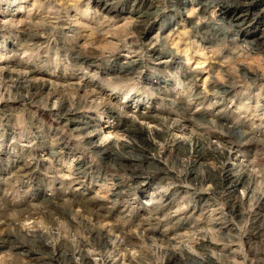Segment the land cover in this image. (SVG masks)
<instances>
[{
  "label": "rangeland",
  "instance_id": "1",
  "mask_svg": "<svg viewBox=\"0 0 264 264\" xmlns=\"http://www.w3.org/2000/svg\"><path fill=\"white\" fill-rule=\"evenodd\" d=\"M97 1L0 0V264H264V2Z\"/></svg>",
  "mask_w": 264,
  "mask_h": 264
},
{
  "label": "bare ground",
  "instance_id": "2",
  "mask_svg": "<svg viewBox=\"0 0 264 264\" xmlns=\"http://www.w3.org/2000/svg\"><path fill=\"white\" fill-rule=\"evenodd\" d=\"M231 1V0H230ZM233 2H239V1H243V4H242V6H241V8H239L237 5H232L231 3H229V2H227L226 1V3H224L223 4V6L221 7V10H223L222 11V13L224 14V15H226V16H230L231 17V19L233 18L234 20H236V21H238L239 23H240V25H241V27H240V30L241 31H243L244 32V27H242L243 25H246V24H248V25H251V21H250V19H249V15L251 14V12L253 11V9H255V8H257L258 6H259V4L260 3H262V2H264V0H232ZM142 2V1H141ZM96 5H99V6H101V7H104L105 8V10H107L109 13L110 12H112V11H114V9H115V7L112 5V4H110L109 2H108V0L106 1V0H100V1H97L96 3H95ZM149 5H150V3H148ZM153 4V3H152ZM210 5V4H209ZM212 5V4H211ZM151 7V6H150ZM158 7V6H157ZM264 7V6H263ZM262 7V8H263ZM201 12V11H200ZM141 13V12H140ZM148 13H150V12H148ZM147 13V14H148ZM152 13V12H151ZM154 13V12H153ZM143 14H145V13H143ZM142 16H144V15H142ZM148 16V15H147ZM154 16V15H153ZM261 16V21H260V18H258L259 19V22H261L262 24L264 23V12L260 15ZM222 17V16H221ZM146 18H149V16L148 17H145L144 16V22H146ZM230 19V18H229ZM142 21V22H143ZM152 21V20H151ZM193 22V21H192ZM196 22V21H195ZM198 23V22H197ZM238 23V24H239ZM136 25V24H135ZM26 28V27H25ZM139 28V27H138ZM145 28V27H144ZM264 29V28H263ZM139 30V29H138ZM31 31V30H30ZM144 32H143V34H146V32L147 31H145V30H143ZM28 35H30V36H32V37H36L37 36V34L35 33V32H29L28 31ZM27 35V34H26ZM206 35V34H205ZM166 36V35H165ZM253 36V41L256 43V45H258V46H264V34H255V35H252ZM38 37V36H37ZM161 37V36H160ZM186 39V38H185ZM242 42V41H241ZM251 42V41H250ZM174 43V42H173ZM185 44V43H184ZM188 44V43H187ZM186 44V46H185V51L186 52H188L189 51V47H188V45ZM248 44V43H247ZM204 47V46H203ZM157 48V47H156ZM172 48V47H171ZM193 48H195V47H193ZM184 50V49H183ZM159 51V50H158ZM184 51V52H185ZM187 54H189V52L187 53ZM161 59V58H160ZM245 62V61H244ZM89 63V62H88ZM128 64V63H127ZM126 64V65H127ZM131 64V63H130ZM141 64V63H140ZM124 65V64H123ZM129 67H130V65H128ZM136 67V66H135ZM132 68H133V66H132ZM84 69V68H83ZM125 71H127V69L125 70ZM128 72V71H127ZM125 73V72H124ZM123 73V74H124ZM121 73H117L116 74V78L118 79V80H120V79H122L124 76L123 75H120ZM190 74V73H189ZM31 75V74H30ZM24 80V79H23ZM80 81V80H79ZM88 81V80H87ZM17 82V81H16ZM33 83H34V85L36 86V84L38 85L39 84V82H38V78H33V81H32ZM48 84V83H47ZM75 84H76V82H75ZM16 85V84H15ZM18 87V86H17ZM79 89V88H78ZM109 112H111V113H113L114 112V109H113V107H110L109 108ZM148 115V114H147ZM147 115H143V118H147ZM202 115V114H201ZM149 118V117H148ZM76 119V118H75ZM148 126V125H147ZM92 128V127H91ZM126 130H127V132L131 135V136H135V137H137V138H141V139H143V140H147V141H149L150 140V135L152 134V130L151 129H146V128H144V127H142L141 125H138L137 123L135 124V123H132L131 122V124H129V125H127L126 126ZM153 134L155 135V136H159V137H162L164 134L162 133V131H160V130H158V129H154V131H153ZM157 139V138H156ZM174 139V138H173ZM151 141V140H150ZM177 146H178V149L179 148H181L182 150H185L186 148H188L187 146L188 145H186L184 142H182V141H180V142H178V144H176ZM203 146V145H202ZM147 147V146H146ZM173 147V146H172ZM205 148V147H204ZM209 148V147H208ZM208 148H207V150H204V151H202V150H200V151H198V154H197V156H196V158L197 159H195V161L196 160H198V161H201V160H204L206 157H211V155L213 154L214 155V150H215V148H214V150H208ZM213 149V148H212ZM107 150V149H106ZM181 150V151H182ZM219 151V150H218ZM177 152V151H176ZM222 152V151H221ZM181 153V152H180ZM222 153H224V152H222ZM222 153H220V154H222ZM106 154H107V156H109L111 159H115L114 161H116V158H117V156L119 155V152L118 153H115V151L113 152V150H107L106 151ZM104 155V154H103ZM122 156V155H121ZM118 157H120V156H118ZM122 158V157H121ZM207 159V158H206ZM209 159V158H208ZM153 160V159H152ZM118 161V160H117ZM125 161H128V160H126V159H123V161H122V163H124ZM197 161V162H198ZM207 161V160H206ZM155 162V161H154ZM202 162H204V161H202ZM128 163L130 164V165H132L129 161H128ZM196 163V162H195ZM200 164H203V163H201V162H199ZM121 164V163H120ZM198 164V163H197ZM207 164V163H206ZM124 165V164H123ZM127 165V164H126ZM159 165V164H158ZM127 167V166H126ZM195 170V169H194ZM192 171V170H191ZM188 174V173H187ZM190 174V173H189ZM233 174H235V173H233ZM183 175V174H182ZM191 176H192V178L193 179H198V178H200L201 179V176H200V174L198 173V172H196V171H192L191 172ZM239 176V175H238ZM205 178V177H204ZM199 179V180H200ZM208 179V178H207ZM232 179H236L235 178V176L234 175H230L229 177H228V180H232ZM238 179H239V177H238ZM202 181V180H201ZM236 183V182H235ZM231 186H232V184H230ZM229 186V185H228ZM230 188V187H229ZM257 232V231H256ZM262 233V232H261ZM260 233V234H261ZM75 256V255H74ZM126 260V259H125ZM221 264V263H220Z\"/></svg>",
  "mask_w": 264,
  "mask_h": 264
}]
</instances>
